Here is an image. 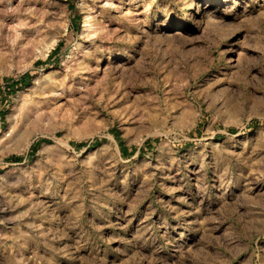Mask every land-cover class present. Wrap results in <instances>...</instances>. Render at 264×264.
Wrapping results in <instances>:
<instances>
[{
  "label": "rangeland",
  "instance_id": "rangeland-1",
  "mask_svg": "<svg viewBox=\"0 0 264 264\" xmlns=\"http://www.w3.org/2000/svg\"><path fill=\"white\" fill-rule=\"evenodd\" d=\"M27 3L0 0L39 10L0 43V264H264V0Z\"/></svg>",
  "mask_w": 264,
  "mask_h": 264
},
{
  "label": "bare ground",
  "instance_id": "bare-ground-1",
  "mask_svg": "<svg viewBox=\"0 0 264 264\" xmlns=\"http://www.w3.org/2000/svg\"><path fill=\"white\" fill-rule=\"evenodd\" d=\"M26 1L28 2L27 4H29V5H30V3H33V4L34 3L35 4L36 3L37 4L40 3V0H32L33 2H31L30 0H26ZM47 6H48V4H47ZM48 7H50V6H48ZM45 9H47V8H45ZM26 11H27V8H22L20 4L18 6H16L15 8H13V9L10 8V10H9V9L6 8V9H3V10L0 11V43H6L7 42L6 41V37L4 36V32H5L4 30L6 29L7 24H4V21L7 18H9L11 20L14 16H17V17L26 16V19H28L29 22L28 23L25 22V23H23V25L25 26V31H28V32L30 31V35L28 37H26V39H27L26 45L30 46V44H34L35 43L34 35H36L38 33L37 32V28H36V25H37L36 22L38 21V18H39V10H38V8L34 7L33 9H30L29 12H26ZM50 11L51 10L49 8V9L46 10V12L44 14L45 15H50L51 14ZM192 15L195 16V13L193 12ZM31 22H33L32 25L29 24ZM83 22H84L83 23V30L86 31L90 27V23H89L90 21L88 20V17L86 19H84ZM20 23L17 25L18 27L22 26V24H20ZM11 31H15V37L12 38V41H11V44H12L11 48L15 50V49H18L17 47H20L19 44L22 43L24 36L21 33H16L17 29L13 28V26L11 27ZM29 37H31V38H29ZM22 46L23 45L21 44V48H22ZM76 46H77V44H75V47H73L71 49V52L69 51L71 54L76 49ZM25 50H26V48H22L19 51L18 56H20V53L24 52ZM12 52H14V51H12ZM70 53H69V55H70ZM5 62H6V58L4 57V54L0 53V64H3ZM118 66H120V64Z\"/></svg>",
  "mask_w": 264,
  "mask_h": 264
}]
</instances>
